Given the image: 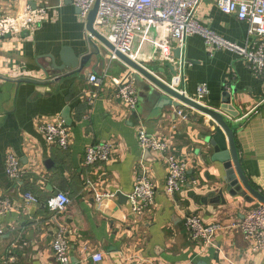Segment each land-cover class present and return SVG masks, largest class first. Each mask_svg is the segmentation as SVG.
<instances>
[{
    "label": "crops",
    "instance_id": "crops-1",
    "mask_svg": "<svg viewBox=\"0 0 264 264\" xmlns=\"http://www.w3.org/2000/svg\"><path fill=\"white\" fill-rule=\"evenodd\" d=\"M26 5L47 9L43 23L29 34L0 39V198L12 207L0 216V264H54L52 242L60 228L71 264H264V250L251 252L242 233L230 228L258 203L242 195L230 199L224 194L225 204L219 200L225 183L211 146L218 130L214 121L193 109L166 105L175 101L162 93L157 92L159 99L140 95L137 87V107L129 109L116 99V86L127 73L133 79L139 75L90 41L75 8L67 0H0V16L17 15ZM197 19L230 42H247V25L222 14L211 0L201 4ZM65 49L78 60L90 57L82 71L77 72L79 66L59 69ZM182 55L184 76L176 89L185 97L194 99L196 87L204 85L207 95L198 104L221 112L223 94H231L234 115H222L238 125L234 141L241 169L264 196V71L254 73L234 54L207 48L199 36L186 40ZM126 57L148 71L161 69L158 78L171 83L168 63L157 58L153 29L135 35ZM16 73L37 84L19 83L12 79ZM66 109L69 125L63 119ZM42 123L68 128L66 150L45 142L38 131ZM140 130L162 139L167 152L189 164L179 194L165 193L166 154L145 155L136 139ZM98 143L110 144V161L86 166V147ZM7 155L15 156L24 172L18 181L5 174ZM142 167L155 189L153 207L137 216L122 198L95 203L94 193L126 197ZM58 193L70 203L54 215L45 203ZM190 215L206 225L219 223L223 230L208 244L194 240L184 227ZM96 254L102 256L98 263L92 261Z\"/></svg>",
    "mask_w": 264,
    "mask_h": 264
},
{
    "label": "built area",
    "instance_id": "built-area-1",
    "mask_svg": "<svg viewBox=\"0 0 264 264\" xmlns=\"http://www.w3.org/2000/svg\"><path fill=\"white\" fill-rule=\"evenodd\" d=\"M79 11L80 20L86 24L87 17L98 2V10L93 22L94 30L102 35L119 53L127 56L136 34L147 28L153 29L157 39L158 60L170 64L175 74L170 87L176 89L177 82L183 81L184 61L183 50L189 37L199 36L207 48L214 51H227L254 73L264 71V0H211L215 7L224 15L233 16L239 22L247 25V42L238 45L230 42L203 26L197 19V13L205 0H68ZM47 9L44 7L31 8L23 6L17 15L0 16V39L18 37L23 33L33 32L44 21ZM105 31V34L101 30ZM89 35V34H88ZM90 36V35H89ZM179 49L178 60L174 57V50ZM111 58L115 56L111 54ZM24 73L13 74L12 79L23 80ZM94 85L99 84L95 77L90 78ZM177 90V89H176ZM178 91V90H177ZM178 93L184 95L183 92ZM207 95V88L199 85L195 90L196 103H200ZM115 97L129 109L135 110L138 104L135 81L131 74H126L117 83ZM177 114L185 119L181 111ZM39 133L48 145L66 150L70 144V133L62 123H42L38 127ZM138 147L149 153L165 155V193L169 196L179 194L185 184L189 164L167 152V145L162 139L138 131L136 135ZM112 156L109 143L92 144L86 147L84 164L95 166L106 164ZM5 174L11 181L20 180L24 172L18 160L13 155L5 157ZM90 186V185H89ZM93 189V188H92ZM117 198L116 193H94L95 203L105 199ZM28 203L37 204L31 196H25ZM126 202L134 215H142L154 206L155 189L148 172L141 168L132 191L126 195ZM70 203L69 198L62 193L50 197L45 207L57 215L66 210ZM12 207L6 200L0 198V216L11 211ZM184 227L192 239L208 244L223 227L219 223L206 225L198 216L190 215L184 219ZM230 228L239 230L244 236L249 250L257 253L264 250V205L257 204L246 211L241 220L230 225ZM1 233V229H0ZM69 243L60 228L52 242V256L54 264H71ZM102 260L100 254L92 257L94 263ZM142 264V263H133Z\"/></svg>",
    "mask_w": 264,
    "mask_h": 264
},
{
    "label": "water",
    "instance_id": "water-1",
    "mask_svg": "<svg viewBox=\"0 0 264 264\" xmlns=\"http://www.w3.org/2000/svg\"><path fill=\"white\" fill-rule=\"evenodd\" d=\"M68 3L71 4L70 1H68ZM75 10L77 13H79L77 9ZM97 10L98 2L95 3L93 9L89 13L86 20V31L90 35V41L95 40L101 43L103 46H105L111 51V53L115 56L116 59L121 60L126 66L130 67L135 73L139 75L137 77H134V81L136 87L140 92V95L148 92L151 94V96L157 97L159 99V96L161 94L158 96L157 92L162 93L175 101V103H169L168 101L166 105L171 104L173 107L176 108L182 106L189 109H193L194 111H197L203 115L210 117L218 126V130L212 137L211 146L213 147L214 152L217 154L215 157V161H218L222 164V169L224 171L223 181L225 183V189L218 193L219 200L222 202V204H225V194L230 199L236 198L238 195H242L245 201H256L257 203L264 205V196L249 184L240 166L238 152L234 141V133L238 125L228 124L225 121L224 116L222 115H234L232 112V107L229 105L231 100V94H223V106L220 109L221 112H217L207 107H204L194 102L192 99H189L184 95L178 93L176 89L170 87V83L167 84L165 81H162L160 78H158V75H162L161 69H157L155 72L146 70L145 68L131 61L125 55L116 51L114 47L102 35H100L94 30L93 22L95 20ZM174 55L176 58H179V49L174 50ZM89 58L90 57L87 55L78 60L77 58L73 57V55L69 52V49H65L61 52V60L63 62V67H59V69L62 70L65 67L69 66L75 69L79 66L77 72H80L82 71V69L85 68ZM165 67H168L170 69L172 75L175 74V71L170 64H167ZM53 68L57 69L54 64ZM18 82L37 84L34 81L30 80H19ZM66 113L67 109L64 110L63 119L65 124L69 125L68 120L65 118ZM221 151H226L227 153L220 154ZM148 154L149 153L146 151L145 155ZM117 197L118 199L122 198L125 201L127 200L126 197H124L120 193L117 194Z\"/></svg>",
    "mask_w": 264,
    "mask_h": 264
}]
</instances>
